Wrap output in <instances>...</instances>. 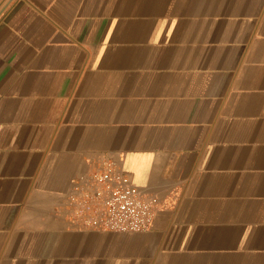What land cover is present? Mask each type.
Returning <instances> with one entry per match:
<instances>
[{
    "label": "crops",
    "instance_id": "crops-1",
    "mask_svg": "<svg viewBox=\"0 0 264 264\" xmlns=\"http://www.w3.org/2000/svg\"><path fill=\"white\" fill-rule=\"evenodd\" d=\"M104 159L148 232L68 224ZM0 264H264V0H0Z\"/></svg>",
    "mask_w": 264,
    "mask_h": 264
},
{
    "label": "built area",
    "instance_id": "built-area-1",
    "mask_svg": "<svg viewBox=\"0 0 264 264\" xmlns=\"http://www.w3.org/2000/svg\"><path fill=\"white\" fill-rule=\"evenodd\" d=\"M153 203L109 159L79 175L65 197L64 215L76 231L140 234L151 229Z\"/></svg>",
    "mask_w": 264,
    "mask_h": 264
}]
</instances>
